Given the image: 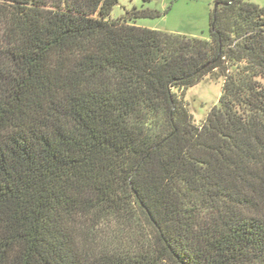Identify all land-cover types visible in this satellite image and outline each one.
<instances>
[{"label": "trees", "instance_id": "obj_1", "mask_svg": "<svg viewBox=\"0 0 264 264\" xmlns=\"http://www.w3.org/2000/svg\"><path fill=\"white\" fill-rule=\"evenodd\" d=\"M216 3L199 38L0 0V264H264V8Z\"/></svg>", "mask_w": 264, "mask_h": 264}, {"label": "rangeland", "instance_id": "obj_2", "mask_svg": "<svg viewBox=\"0 0 264 264\" xmlns=\"http://www.w3.org/2000/svg\"><path fill=\"white\" fill-rule=\"evenodd\" d=\"M217 1L224 0H154L143 4L141 0H118L110 18L116 20L132 8L154 10L165 13L156 19H140L136 26L150 30L180 34L191 37L207 38L210 14ZM264 8V0H247ZM264 86V79H259ZM223 87V80H212L206 76L198 84L184 92V102L197 126L201 125L208 113L217 104Z\"/></svg>", "mask_w": 264, "mask_h": 264}, {"label": "water", "instance_id": "obj_3", "mask_svg": "<svg viewBox=\"0 0 264 264\" xmlns=\"http://www.w3.org/2000/svg\"><path fill=\"white\" fill-rule=\"evenodd\" d=\"M217 7V3L214 5V9Z\"/></svg>", "mask_w": 264, "mask_h": 264}]
</instances>
